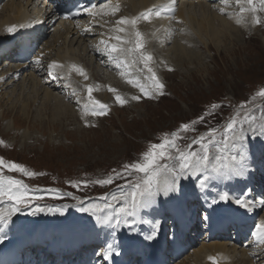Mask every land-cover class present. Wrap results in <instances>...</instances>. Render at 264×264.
I'll return each mask as SVG.
<instances>
[{"label": "rangeland", "instance_id": "1", "mask_svg": "<svg viewBox=\"0 0 264 264\" xmlns=\"http://www.w3.org/2000/svg\"><path fill=\"white\" fill-rule=\"evenodd\" d=\"M256 1L258 2L254 0L252 5H248L244 0H239V3L237 0L229 2V6L224 10V12L226 11L225 15L233 14L237 7L239 8L240 4H243L242 8L245 9L246 18L236 27L239 29L249 28L251 33L244 32L243 36H234L227 32V35H223L224 38H220L221 43L219 45L211 43L208 39H199L191 30L183 35V25L180 21L171 23L173 27L175 26L174 30L173 27H167V23L163 24V38L175 36L171 42H165L154 35L153 38L159 39L157 43L161 49L160 57L157 55L154 58L153 54H149V47L145 46L142 53L152 57L148 61V66L150 64V68L154 69L151 73L140 60V52L137 53L136 57L137 68L134 66L133 73L135 76L132 73L122 72L117 66L110 65L108 64L109 61L104 60V64L111 68L110 71L103 67L104 71L107 70V73L111 72L114 76L126 77L128 80L133 77V81L145 86L147 95L141 93L139 87L130 84L132 92L123 94L122 100L125 102L121 105L115 99V96L119 95L118 93H114L113 96L101 88L104 92L99 93L95 100L107 105V115L103 119L100 117L104 115L92 117L91 120L78 118L80 120L76 122L65 121V119L54 120L49 114L50 106L47 104L42 106L43 101L41 102L36 96L30 94L32 92L30 88L28 91L25 90L27 94H21L19 90L13 93L7 90L5 94L0 92L2 94L0 95V137L8 143V146H13L12 149L0 148L1 158L5 163V167L0 168V174L5 179L11 178L21 181L26 186L28 194L33 197L27 206L24 204L18 206H23L26 209L38 208V206H46V204L38 205L31 202L45 200L48 206H52L55 213L68 211L78 207V205L83 207L86 204L90 205L88 208H91L93 204L98 206L101 204L102 212H105L107 207L104 208L103 205L107 202L112 206L111 208L108 207L109 211H111L110 209L114 210L118 204H115L117 201L111 199L113 194L120 196L122 193L131 191L133 184L138 181L142 182L144 176L143 173L134 171L129 175L124 166L143 163L144 155L151 150L153 144H160L165 139H172L174 133H178L175 138L178 149L187 152L190 150L189 146H192L191 150L198 154H202V149L199 145H193L192 142L201 136L205 137L204 143L209 145V167L207 164L208 169L206 168L205 171L201 172V176L205 177L207 175L205 173H208L212 169L211 167L217 163L218 166H224L225 160L231 166H238L239 156L236 160L232 159L233 155H236V151L230 150V148L225 149L219 143L227 123L232 119L237 120V127L240 126V122H244V127L247 129V137L244 141L246 145L244 164L250 166L253 151L264 145V134H262L264 132V128H262L264 125V96L260 95L261 91H264V5L260 3V0ZM185 3H193L196 7L201 3L203 6H209L210 10H215L202 2L185 1ZM253 7L256 8L255 12L251 11ZM235 17L239 18L240 15ZM86 21L85 26L89 22ZM219 24L221 25V22ZM142 25L140 26L141 29L144 27V24ZM215 26L216 24H214ZM90 30L95 31V28ZM224 33L226 34V32ZM53 35L54 31L43 40L37 57L39 55L43 57L45 53L49 52L47 48H44V44L49 48ZM192 37L199 43V47H195L196 49L190 52L191 59L188 63L180 64L178 62L179 64L170 65L173 74H171V78L169 76L165 78L159 68L166 69L168 67L164 61H167L171 56L173 43L180 40L186 41ZM101 39L104 40L105 38ZM89 43H92L90 37L85 38L83 45L86 47ZM130 43L134 45V39ZM162 43L163 45H161ZM83 45L75 44L76 48L73 50L76 52H71L84 72L88 73L89 79L77 81L85 89L83 100L80 94L75 95L72 92L70 94L76 101L72 105L75 106V109L78 105L80 107V101H86L88 88L99 89L103 85V82L99 85L96 84L89 69L85 67V58L78 53L79 48H83ZM130 48L131 44L126 49ZM51 54L53 55L54 52L52 51ZM41 67L42 65H40ZM93 68L94 76L97 79L98 77L95 75L97 68L95 66ZM42 73L39 74V80L46 76L48 80L51 78L58 83V86H62L61 90L65 88L71 91L61 79L49 77L50 74L45 71L43 75ZM153 73H155L159 83L163 85L159 91L154 88L155 82L150 79ZM52 87H48L51 93L65 99ZM92 92L95 93V90L93 89ZM104 93L107 94V99L103 96ZM132 93L140 99H132L134 96ZM33 97L37 99H33ZM42 98L44 99L43 96ZM104 100L106 101L104 102ZM28 101L30 108H27V105L26 108L29 110L26 108L25 110L22 106ZM64 110L66 112L62 116L68 111L66 108ZM183 124L188 125V130L179 129ZM213 129L215 130L214 136L209 137L208 134ZM213 139L215 146L210 142ZM230 144L231 141H229ZM259 144L261 146H257ZM167 154L176 156L178 152L176 149H171ZM213 158L216 160L215 163L212 162ZM11 162L35 175L29 177L17 171H8L6 165ZM159 163L161 165L165 163L178 165L177 161L167 159H161ZM114 167L117 170V175L112 178L113 183L104 185L103 188L101 184L97 183L100 180L91 182L84 180L83 182L79 179L83 175L82 173L101 175L104 177L101 180L109 179L110 169ZM104 170L105 172H103ZM120 173H123L124 176L118 175ZM166 177L171 179V176H168L166 172H162L160 179L163 180ZM192 177L193 173L190 178L185 177L179 181L178 187L184 188L185 194H189L190 191L197 188L196 180ZM103 192L110 201L99 198ZM5 200L8 201L6 197L1 201ZM118 202L122 203L123 201ZM1 203L7 207L10 206L6 202ZM11 203L13 207V202ZM156 207L157 201L150 212H154ZM8 209L10 210L11 207ZM71 212L74 213V210ZM87 213L91 214V212ZM97 248L99 246L95 249ZM238 250L236 248V251ZM100 252L101 248L94 255L95 257L93 256L95 258L93 261L97 262L96 264H100L98 259H102ZM192 256L193 252L178 264L187 263L189 260L192 262Z\"/></svg>", "mask_w": 264, "mask_h": 264}, {"label": "bare ground", "instance_id": "2", "mask_svg": "<svg viewBox=\"0 0 264 264\" xmlns=\"http://www.w3.org/2000/svg\"><path fill=\"white\" fill-rule=\"evenodd\" d=\"M34 1L35 0H8V1L2 0L0 2L3 3V5L0 8V39L3 38V33L5 28L13 29V31L10 32H14L16 31L18 25L28 21V16L32 17V13L35 11V9L32 8L35 5L33 4ZM158 1L163 3L169 2V0H124V1L122 0L121 2L120 0H117L119 4L109 3L105 6L107 8L106 12L110 14L109 15L110 17H112L117 12L115 11L113 14V10L116 9L117 5H118V10L119 8L121 9L120 13L122 11V15L126 16L125 17L126 19L132 20L133 17L129 16V14L137 11L140 13L146 11V13H149V17H153L154 19L153 21L151 20L148 24H144V27L141 29V33L143 35L144 32V34L146 35L147 43L149 44L151 54L154 55V58L157 55L158 57H160V51H161V49L158 46V43H156L155 39L153 38L154 35H157V37L162 40L163 39L162 31H164L162 30V28L164 27L163 24L165 23L168 24L170 21H173L175 19L177 21H180V23H182L183 31H184V33H182L183 35H185L186 32L191 30L199 39L200 38L208 39V41L216 45L217 44L219 45V43H221L220 38L221 37L224 38L223 35H227V32L231 33L230 35H234V36L235 35L243 36L244 32L251 33L249 28L239 29L236 27L237 24L241 23L242 20L246 18L243 9H242L243 14L238 13V17L240 15L238 20L236 18L234 19L232 18L230 20L227 19V17L220 16L219 13H217V10H210L209 6H203L201 3L200 5L198 4L199 5L198 7H196L195 4L193 3H185V1L184 2L179 1L174 5V8H176L175 16L173 18L167 19L156 15L153 16L152 12L148 10V8L151 5L155 4ZM255 2L258 1L255 0ZM36 9L38 10V7H36ZM125 9L126 12H124ZM39 11L42 10L40 9ZM120 13L117 14L114 18L107 20L108 23L104 25L101 24V19L99 20V18H97L95 22H88L86 26L84 23V25L80 29H71L70 27H68L66 23L62 24L60 22H57L58 24L55 23L56 26L55 24L54 25L46 24L51 22V20L53 19L50 13L49 14L46 13L43 17V20L46 22L45 23L46 31L42 34V41L45 40V38H47L48 35L52 33V31H54V35H53V40L51 39L50 41L51 44L49 45V48L48 46L46 47V45L44 44V48H47L49 52L45 53L43 57L39 55L38 57H36V60H34L36 65L38 63V67H39L38 70L40 71L38 73H35L34 71H32L31 73H26L24 74L25 77L23 75L21 79L16 81L12 79V77L9 75L10 72H12V68L5 67L0 72V92H2V94L3 93L5 94V91L7 90H10L11 91L10 93L17 92L19 90L21 94H27L28 88H30L32 90L30 94L36 96L38 100H41V102L43 101L42 106L45 104L50 106L49 114H51L50 116L54 120L65 119V121L76 122L80 120V119L78 120V118L87 119V117H85L83 113L79 112L78 110L79 108L75 109V106L73 107L72 105H69L65 99L59 98L55 94L51 93L50 88L44 86L45 84L41 83V80H39L38 77L41 72L43 71H45L46 73L48 72L50 74L49 77H57L58 79H61L64 82V85H66L67 88L71 89L72 93H74L75 95L80 94L81 99L83 100L85 95V89L79 85V82L81 80L84 81L88 79L87 77L88 73L84 72L81 66L73 58L71 52L72 53L76 52L75 50H73V48H76L74 46L75 44H77L78 46L79 45L82 46L85 38L89 37V34L96 32L100 37L105 38L104 40L108 44L112 43L113 45H116L121 49H126L127 47H129L130 42L133 39L136 42V37L134 33L135 31H137V27L139 24L136 23L135 28H133L131 25H117L116 22L122 19L120 18L121 17ZM219 22H221V25L219 24ZM214 24H216L217 28L216 26L214 27ZM117 27H123L125 28V31L117 32L115 31ZM83 28H87V29H83ZM91 28H95V31L90 30ZM224 32H226V34ZM117 35L120 36L123 41H127V42L121 43L115 40L114 37ZM135 44L136 43H134V45ZM161 45H163V43ZM195 47L198 48L199 43L193 37L186 41L180 40L174 42L171 48V56H169V59H167V61H164V63L166 64V66L168 65V67L166 69L159 68L161 74H163L165 78L167 76L169 77L172 76L171 74H173V70L171 69L170 65L178 62L180 64L181 63L183 64V62L188 63V61L191 59L190 52L192 50H195L196 49ZM142 49L141 51L143 52ZM51 50L54 52L53 55L51 54L52 52ZM96 51L97 48L93 46L92 43H89L88 45H86V47L85 45H83V48L80 47L78 50V53L84 56L83 57L85 58L84 65L89 69L91 76L95 80L97 79L103 80L102 87H100L99 89L93 88L95 90V93L92 92L91 96H94L98 93L101 94L104 91L106 93H111V94L118 93L121 98L123 94L126 93L130 94V91L132 92V89L130 88V84L127 82L128 79L120 75L114 76V74H112L111 72L107 73V70L104 71L103 67H105V69H109L110 71L111 68L107 65L105 66V64L102 65L101 60L94 54L96 53ZM52 64L59 65L60 67L52 69L50 68V65ZM40 65H42L41 68ZM73 66L82 69L84 75H81L80 73L76 72L73 69ZM93 66L97 68V71H95L97 72V74H95L98 77L97 79L95 78L93 73L94 70V68L92 69ZM78 80L79 82H77ZM101 88H104V91ZM109 88L114 89L115 92L109 91ZM26 89L27 91L25 92ZM53 90L55 89L53 88ZM106 93H104L103 96L107 99ZM132 94L136 96V94L134 93ZM42 96L44 97V99L42 98ZM36 97H33V99H35ZM46 99L52 101L49 102ZM89 100L90 99L88 94V96L86 95V101L79 102L80 107L83 108L84 112L89 111L91 109V107L88 106ZM105 101L106 100H104V102ZM28 103L29 101L25 102V104L22 106L24 107L23 109H25L27 105H28L27 108L29 107ZM53 105L55 106V108ZM65 108L68 111L64 116H62L63 113L66 112V110H64ZM260 154H262V152H260ZM213 160L215 159L213 158ZM216 168L217 167H215V169ZM234 171L235 170L228 169L227 170L228 173H226L225 175L228 176L231 172ZM216 176L217 174L215 173V171H212L209 175L208 180L205 181L200 178L201 172L193 173V177L196 179L197 183L200 186L202 182H204L203 186H201L202 188L201 195L205 197L208 196L214 198L218 197L220 192L217 191L219 189L218 187L219 184L215 180ZM239 177L241 180L240 183L241 182L244 183L248 178V174L246 171H244V173L242 175H239ZM224 187L225 188L229 187L228 183L224 184ZM159 196L160 197H158L157 207L155 208L156 210L154 212H150L152 208L150 207L147 209L138 210V215L136 216V218H132V217L127 218V216L120 215L119 216L120 223L118 225L115 222L117 217L115 215L114 210L110 209L111 211H109L108 207L105 212L100 211L97 212L96 215H92V214L86 215L85 214L86 212L80 210L81 208H88L90 206L86 204L83 207H79L77 208V210H74V213L68 212L67 214H62L52 218L51 216H48L46 221L42 220L43 218L40 216L41 213L34 215L35 212H31L30 210H25V211L19 210L14 215L11 216L6 226L0 224V239L3 240V243H6L13 238L16 240V243L10 246L7 252L3 256H0V264H9L15 257L20 255V253L25 247L28 246V244L24 242V238L22 237V235L20 234L15 235L20 232L21 228L23 233L29 232V234H34V237H37L33 241L35 243L34 245L36 244L39 245L41 244V242L43 243L44 240H48L50 244L49 245L47 244L48 245L47 253H49V251L51 252V250L55 252L58 247L60 250H63V252L61 253L62 255H68V253H70L74 255V258L77 256H81V260L77 261L76 259L77 263H75L74 261L72 264H96L97 262L95 263L93 261V259L95 258H93V256L88 255L87 251L92 252L100 248H101L100 253L102 255V259H98V262L100 261V264H102V260L104 261V263L106 262L107 264H112L111 263L112 256L115 255L116 253L122 255L121 259L123 261L122 260L121 261L122 263H124L123 257L125 256L124 253L122 254V252H129V254L132 255V253L138 248H139L138 251H141V248L143 249L148 247V243H149L148 241L152 239H147L146 237L154 236L155 238L157 232L154 231L153 225L155 224L156 221H159V224L161 226V222H160L161 215L159 212L162 209V207H164L163 205H165V207L170 211V213L173 214L174 216L173 218L176 219L180 227L182 226L183 228H187V226L184 225L185 224L184 222L189 219V216L185 213L183 207L180 206V202L184 201L181 200L182 198H184V196L179 193L177 194L174 193L169 196H164L163 194H161ZM115 204L121 205V206L116 205L115 206L116 210H118L120 207L123 206V202L122 204L121 202H116ZM8 208L10 207H7L5 205H2V203H0V210H1L0 213H7V211H9ZM97 217H100L99 221ZM105 217H110L111 222L105 224L103 222ZM24 220H28V221L32 220L31 222L37 224L38 227L34 228L36 231L32 230L33 225L29 226L28 228L22 227V225L28 223V222H23ZM139 227L141 228L140 232L138 229ZM29 228H31V230ZM12 229L15 232L14 235H10V233H13L10 232L12 231ZM52 234H54L55 237L54 240L50 239ZM125 239H128L130 240V242H132V249L130 248L131 249L130 251H126L121 247V244L122 242H125ZM176 244L177 242L175 240H172V246H170L171 249L169 250L171 253H174L175 255H179V253L183 251V248L179 247L178 244L177 245ZM109 245H111V249L109 248ZM97 246H99V248L95 249ZM109 252L111 253L110 255ZM54 254L55 253H53V255ZM209 257L216 258V264H253L252 261L247 257V254L244 250L236 251L235 246L228 245L225 242H221V241H211L209 243L201 244L198 250L193 251L192 262L190 263L187 262L184 264H213L208 261ZM19 258L25 259V257H19ZM65 262L66 261H64L63 264H65ZM125 264H128L127 261L125 262Z\"/></svg>", "mask_w": 264, "mask_h": 264}, {"label": "snow or ice", "instance_id": "3", "mask_svg": "<svg viewBox=\"0 0 264 264\" xmlns=\"http://www.w3.org/2000/svg\"><path fill=\"white\" fill-rule=\"evenodd\" d=\"M239 3V0H237ZM246 3L248 5H252L254 3V0H246ZM260 3L264 5V0H260ZM115 11H118V5L116 9L113 10V14ZM251 11L255 12L256 8H251ZM89 14L91 13V10H89ZM156 16H160L161 13L159 11H156L155 13H152ZM143 19L148 20L149 19V13L143 14ZM117 25H131L133 28H135L137 21L135 19L129 20L126 18H122L118 20ZM9 31H13V29H9ZM117 32H124L125 28L123 27H117L115 29ZM131 34V33H130ZM135 37H136V44L135 48L130 49H121L117 47L116 45H112L110 47L111 53L116 52H139L143 48V44L140 42L141 40V33L139 31H135ZM115 40L126 43L127 41H123L120 36H115ZM119 63L117 64V67L120 66V64L125 63V61L119 60V57L116 58ZM152 59L151 55H145L141 52L140 60L144 63V67L147 68L148 72H152V69L148 67V61ZM135 63V61H134ZM57 67H60L59 65L52 64L50 65V68L55 69ZM73 69L80 73L81 75H84L82 69L73 66ZM87 78V77H85ZM151 81L155 82V88L157 91L162 89L163 85L159 83L157 77L153 73L150 77ZM129 84H133V86L139 87L141 93L147 95L145 86L143 84H139L133 80L128 81ZM89 98H91V93L93 91L92 88L87 89ZM109 91L115 92L114 89L109 88ZM260 95L264 96V91H261ZM115 99L117 103L123 105L125 102L122 100V98L119 95L115 96ZM132 99L138 100L139 97L133 96ZM93 105L98 106V110L96 107L93 108L92 114L93 115H104L107 112V106L103 103H100L99 101H92ZM215 107V106H213ZM247 119V118H246ZM237 120L232 119L230 122L227 123L226 128L224 129V135L222 136L220 140V144L223 145L225 149H234L236 151V155H233L232 159L236 160L237 156H239V169L231 172L229 176L231 175H242L246 169V165L244 164V156H245V150L246 145L244 143L246 137H247V129L244 127V122H240V126L237 127ZM249 127H251V124H249ZM262 128H264V125H262ZM183 130H188V125H182ZM253 131H256L253 129ZM215 133V130L213 129L211 132H209V137H213ZM264 134V132H262ZM178 135V133L172 134V139H165L160 144H153L151 146V150L146 153L143 157V163H134L132 165H125V171L131 175V172H137V173H143V179L142 182L138 181L135 184H133L131 191L127 193H122L120 196L113 195L111 199L113 201H123V206L120 207L118 210L114 209L115 215L117 217L116 224L118 225L120 223L119 216L124 215L128 217L135 218L138 215V210L147 209L152 207L156 203V198L163 194L164 196H169L171 194L177 193L179 191L178 184L179 181L182 178L191 176L192 173L197 172H203L206 170L207 162L209 160V145L204 143L205 137L201 136L198 139H194L192 144L193 145H199V147L202 149V154L196 153L194 150H191L192 146H189V151L185 152L183 150L178 149L175 138ZM229 141H231V144L229 145ZM213 146H215L214 139L210 141ZM2 143V142H0ZM176 149L178 152V155L173 156L171 154H167L169 150ZM161 159H167L169 161H177V164H168L165 163L161 165L159 161ZM5 163L3 158H0V168H4ZM8 171H17L25 176H33L34 173L27 172L23 167L17 165L14 162H11L6 165ZM222 178H224L225 174L220 173L219 169L216 170ZM166 172L168 176H171V179H168L167 177L163 180L160 179L161 173ZM120 176H124L123 173L118 174ZM97 183L101 185H108L113 183V179H105L97 181ZM203 183L201 186H203ZM4 197L7 198L8 201L13 202V207L7 212V213H0V224L7 225L12 215H14L17 211H19V208L16 207V205L24 204L25 206L28 205V203L33 199L28 194L26 186L19 180L7 178L5 179L2 174H0V200H2ZM38 199V197H35ZM107 197L105 200L107 201ZM217 203H223V204H229V203H235L240 208L246 207V200L241 199L239 197H233L229 192H223L218 195L217 198H213L211 201V204H217ZM104 207H112L111 204L105 203ZM83 212H91L92 215H96L97 212L103 211V209L98 205H92L91 208H81L80 209ZM37 212L42 211V209L37 208ZM98 221L100 220V217H97ZM103 222L105 224H108L111 222L110 217H105ZM154 231L158 232L160 228L159 221H156L153 225ZM257 231L261 233L260 236V242L264 243V225H258ZM147 239H153L154 236L146 237ZM0 243H3V240L0 239ZM109 248L111 249V245H109ZM111 253L109 252V255ZM213 259V258H209ZM213 264H216L215 261H213Z\"/></svg>", "mask_w": 264, "mask_h": 264}]
</instances>
